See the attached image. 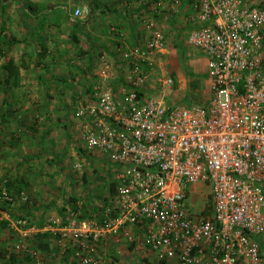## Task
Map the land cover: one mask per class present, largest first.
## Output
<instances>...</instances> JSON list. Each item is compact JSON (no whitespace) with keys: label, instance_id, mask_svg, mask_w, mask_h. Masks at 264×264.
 <instances>
[{"label":"built area","instance_id":"built-area-1","mask_svg":"<svg viewBox=\"0 0 264 264\" xmlns=\"http://www.w3.org/2000/svg\"><path fill=\"white\" fill-rule=\"evenodd\" d=\"M167 1L182 0L155 6ZM194 9L184 44L205 56L208 102L168 101L175 81L156 62L166 51L156 27L120 58L102 53L100 78L74 117L84 148L107 162L115 194L97 217H84L79 203L38 228L9 216L14 199L0 189V221L14 235L8 256L38 258L29 239L51 231L78 264H104L102 241L137 227L131 240L160 260L264 264V0H196ZM203 185L209 210L188 202Z\"/></svg>","mask_w":264,"mask_h":264},{"label":"crops","instance_id":"crops-1","mask_svg":"<svg viewBox=\"0 0 264 264\" xmlns=\"http://www.w3.org/2000/svg\"><path fill=\"white\" fill-rule=\"evenodd\" d=\"M2 1L3 3H5L6 0H0V25H4V20L6 18V6L4 8L1 7ZM75 1L78 2L76 6L81 5L83 8H87V13L85 15L76 17L78 21H76L75 18L66 19L64 16L68 11L67 4H63L62 2L58 3V1L56 0H47V3L40 1L35 3V1H33L31 7L33 8L34 12L45 11L47 13L51 11H59L61 12V14H64V16L60 19L52 18L51 20H42L39 19L40 17L37 18L34 15L37 19L27 20L26 18L30 17V15H27L26 8H23L24 10L21 12V16L19 15V17L23 18L24 21L22 25L28 26L29 24L27 23V21L30 20L32 28V30L25 29L21 31L20 37L19 39L17 38L16 42L18 55L21 51V53L26 54L28 60L32 61L28 64V68L24 69L23 72L21 70V73L24 75L23 77L27 75H38V73L36 72L40 70L39 67H41V65H43L44 63L47 66L46 69L49 70L52 68L53 62L57 63L56 65H54V68L56 67L57 74L60 73L59 66L57 65L59 64L60 66H62L65 63V70H71L74 75L78 74L82 76L92 77L97 74L98 77L100 75L97 73V71L103 69L99 60V56L102 53L110 55L111 58H120L123 49L129 48L141 43L142 41H145V39L149 37L152 27L160 29L166 37H170L171 34L173 35H171L170 38L175 37V32L177 33V36L185 39L187 34L193 27L191 16L195 12L194 3L196 0H182L178 5L172 6V8L170 5V1H167L166 3L168 4L165 3L163 7L159 8L155 6L156 0H146L145 2H140L138 0ZM255 1L260 2L263 0ZM19 17L17 16V18ZM43 35L49 38H53L54 41L45 40V36ZM28 36H32V39H28ZM73 37L76 38V41L79 40V47L75 49L74 45H76L77 42ZM43 42H45L48 50L46 52V55L41 58L39 53L42 51L41 43ZM27 46L28 48H26ZM31 46L32 50H26L31 49ZM71 51L72 53H70ZM63 53L66 54L65 57H63ZM18 57L15 56L16 59H18ZM39 58L41 59V62L37 64L39 65L36 66L37 68H34L33 62L36 63ZM197 60L203 62L200 66L199 72L207 76V62L205 56L200 58H192L189 60V64L192 66V63ZM43 71L44 73H50V70L47 72L45 69H43ZM195 72L198 71H196V69L194 68L191 76L196 74ZM65 74L66 73H63L62 75ZM186 74V71H184V69L182 68L176 70V77L180 88H185L187 86L188 78ZM24 81L25 78H22L21 85L24 83ZM205 84L206 89L204 91L207 92L209 90L208 77L205 80ZM82 89H84L85 91L73 90L69 92L67 91V89L63 90L61 93H64V98L61 97L57 100V103L62 105H58V107L63 106L64 108H68L70 106H77L79 102H76L75 104L73 102L75 97H78L80 101L87 100L91 87L86 88L84 86ZM67 93H70V97L68 98L66 96ZM82 95L85 96L82 97ZM35 105L37 108L40 106L49 107L51 105V102H41L40 100ZM30 118L32 117H26L25 121L24 119H22L24 123H22L21 121H17L15 123V127L18 132L16 133L17 144L16 147H14L15 149H13L14 151L10 152L9 154H4V152H7L6 150L1 149L2 151H0V184L5 186L6 180H8L9 178L11 179V181H16L17 187L21 189L16 198L18 201V207L16 210H14V206L11 207L8 213L9 216L12 217L13 215L17 214H27L29 218L33 220V223H31L30 225L38 228H44L46 225L57 221L60 216H62V210H60L59 207L63 202L65 203L66 201V204H64V206L69 207V205L71 206L73 196L79 197L80 195L78 201L82 203L83 201L87 202L90 199H84L87 197V186L84 188V193L77 192L73 189L71 185L73 177L71 174L70 177L65 176L64 179H62L61 177L52 179L53 173L52 171L45 172L47 167L44 169V162L34 161L36 159H41L42 157H44L43 155L46 154V150H43L41 149V147H39L41 146L39 144L42 140V136L39 135L38 129L41 128V126L45 125L47 121L40 117L39 119L35 120V123H33ZM64 121L65 122L61 123L57 121L54 123V125L50 126L56 127V129H58L57 127L64 125L65 129H69L71 122H69L70 120L67 116H65ZM35 130L37 131L35 132ZM36 135H38L39 137H37ZM46 138L48 139V141H44V144L41 143L43 147H45L48 143L53 145V143L58 142V138L55 137V134L53 133L49 134ZM49 153L50 157H52V152L49 151ZM35 162L37 163V166H35ZM93 179L94 178L91 177L90 181H92ZM80 182L87 185V182H85L83 177ZM89 183L90 182H88V185L90 186V188H92L94 196L96 197L99 192L102 197H104L109 192L106 184L105 188L102 189V187H97L98 185L100 186V184L98 183L96 187L90 185ZM39 184L41 185L40 189L38 188ZM58 186H60L59 189ZM102 186L104 187L103 184ZM38 191L41 192L38 193ZM25 199L33 200L26 203ZM101 200L102 199L94 198L93 203L95 205L99 204ZM209 201L210 200H208L207 202ZM0 223L3 224L2 229H8V231L11 230L6 222L1 221ZM127 232L128 233L123 232L115 236H110L106 240L102 241V248L109 258L106 259L104 264H182L176 259L160 260L154 251L132 240L128 245L127 241H129L131 237H133L132 234L138 233V228L129 227V230H127ZM53 240L56 242L54 244V246L56 247L55 250H48V247H50V245V248H53V243L49 239L46 248L41 249L43 251V254L47 253V256L49 257L47 260L48 262H44L46 264H62L64 259L51 260L50 255H48L49 251L52 254H55V252L60 253L61 247L59 246V243L55 236L52 241ZM8 241V237L6 238L5 236H2L0 239V246L4 248V250L8 246ZM34 243L35 245L38 244L37 242ZM130 256L132 259H130ZM27 260L28 259L26 258L18 256L17 264H30V261ZM31 260L33 264H44V262L41 261L39 257ZM1 263L2 257L0 250V264ZM72 264L78 263L74 260Z\"/></svg>","mask_w":264,"mask_h":264},{"label":"rangeland","instance_id":"rangeland-1","mask_svg":"<svg viewBox=\"0 0 264 264\" xmlns=\"http://www.w3.org/2000/svg\"><path fill=\"white\" fill-rule=\"evenodd\" d=\"M33 1H35V3L38 1L47 3V0H6L5 2L6 3V11H5L6 18L4 20L5 21L4 25H0V37L1 35L2 36L7 35L8 38H12V39L18 38L19 39L21 31L25 29L32 30L30 20L27 21V23L29 24L28 26H23L22 25L24 22L23 18L19 17V15L21 16V12L24 10L23 9L24 7L26 8V10H27V7L30 8L32 12L31 16L26 18L27 20L28 19L35 20L39 17H40L39 19H42V20L43 19L51 20L52 18L60 19L61 17L64 16V14L63 13L61 14V12L59 11L58 12L51 11L47 13L45 11H41V12L35 11L34 12L33 8L31 7ZM56 1H58V3L62 2L63 4L65 3L67 4L68 11L67 13H65V16H64L66 19L76 18V16L73 15V12L77 7L84 9L81 5L76 6L78 2L75 0H72V1L71 0L70 1L69 0H66V1L56 0ZM86 13H87V8L84 10L82 15H85ZM17 16L19 18H17ZM176 34L177 33L174 32L175 37L173 38H170L171 35L173 34H171L170 37L165 36L166 38L165 56L160 61L156 60V62L160 65V69H162L166 74H171L172 77H174V81H175L174 85L172 86L171 89L167 91L168 101H171L174 104L175 103L205 104L208 102L209 92L204 91L206 89L205 80L207 79V76L199 72L200 66L202 65L203 62L200 60H197L192 63L193 64L192 66L189 64L190 59L203 57L204 54L197 47H194V46L187 47L184 44V38H180ZM27 38L32 39V36H28ZM45 40L54 41L53 38H49L47 36H45ZM78 41L79 40L76 41L77 44L74 45V49L79 47ZM26 48H28V46ZM4 49H6V55L4 57L10 56V55H13L14 57L20 56L18 57V60H20L21 57L24 55V53H21V51L19 52V55H18L16 44H14L10 49H7V45L4 44ZM26 50H32V46H31V49H26ZM47 50H48V47H47ZM70 53H72V51ZM65 56L66 54L63 53V57ZM4 57L3 58L1 57L0 63L1 61L4 60ZM22 59L27 61L28 63L32 62L28 60V58L26 57V54L24 58ZM33 63H34V68H37L36 66H39L35 62ZM52 64H53L52 68L49 69L50 73H44L43 69H45L47 72L49 71L48 69H46L47 66L45 65V63L41 65V67H39L40 70L36 72L38 73V75H27L23 77L24 75L21 73L22 78H25L26 82L24 81V83L22 84L23 86L21 85L17 88H14L12 89V91H7V92L3 91V89L1 88V84H0V96H1L0 97V107L5 113L7 112L6 118H5L6 121H1V118H0V151H2L1 149L6 150L7 152L3 151L4 154H9L10 152L14 151L13 149H15L14 147H16V144H17L16 140L14 139V137L16 136V133L18 132V130L15 127V123L17 121L19 122L21 121L22 123H24L22 119H24L25 121L26 117L31 116L32 117L30 118L31 121L35 123V120L41 117L45 121H47V123L45 122L46 124L41 126V128L38 129L39 135L42 136L41 138L42 140L39 144L41 146L39 147H41V149L43 150H46V154L43 155L44 157H42L41 159H36L34 161L44 162V169L47 167L46 171L45 170L44 171L45 172L52 171L53 173V176L51 175L53 177L52 179L56 177H61L62 179H64L65 176L70 177V174H71L73 177L71 185L73 189L77 192L84 193V188L86 186L90 188V186L88 185V182H90L89 184L93 185L94 187H96L98 183L100 184V186L98 185L97 187H102L103 189L105 188V184L107 183V177H108L104 169V166L106 164L100 160L99 156L96 153L92 154L95 157L94 162L92 161V159L88 160V158H85V156H82L84 155L83 152L85 151L83 150L84 144L80 137L81 126L79 124V120H76L74 117L75 107L74 106H70L68 108H64L63 106L58 107V105H62V104L57 103L58 99H60L61 97L64 98L63 97L64 93H61L63 90L67 89V91L69 92L73 90L83 91L85 89V88L82 89L84 86L86 88L91 87L95 82L98 81L100 76L97 77V74L92 77L82 76L78 74L74 75L71 70H68V71L65 70L66 69L65 63L62 66H60L59 64L57 65L59 66V70H60V73L57 74L56 67L54 68V65H56L57 63L53 62ZM180 68L184 69V71L190 70L191 72H193V69L195 68L196 71H198V72H195L196 74L193 75L194 77L191 76L192 73L191 74L189 73V75L186 74L188 81H187V86L185 88H180L178 85V80L176 77V70ZM23 71L24 69H22V72ZM98 71L97 73H99ZM63 73H66V74L62 75ZM66 96L67 98L70 97V93H67ZM83 96L85 95H82V97ZM40 100L41 102L43 101H47L49 103L51 102V105L49 107L40 106L37 108L35 104H37V102ZM73 102L74 104L76 102H80V99H78V97H75ZM9 109H13V113L10 112L8 114ZM65 116H67L68 119L70 120L69 122H71L69 129H65L64 125L59 126L60 128L57 127L58 129H56V127L50 126V125H54V123L57 121L59 123L65 122L64 121ZM48 127H50L49 134L51 133L55 134V137L58 138V142H56L57 144L53 143V145L48 143L45 147H43L42 144H44V141H48L46 137L49 134L45 133ZM54 130H55V133H54ZM36 131L37 130H35V132ZM36 136L39 137L38 135ZM49 151L52 152L51 154L52 157H50ZM77 164L81 165L80 169H78ZM35 166H37V163ZM85 175L86 177L88 176L89 178V180L87 181V185H85V183L82 184L80 182V180H82V177H84ZM101 175H102V178H100ZM91 177L94 178V180H92L93 182L90 181ZM0 179H1V176H0ZM102 184L104 185V187L102 186ZM38 186H39L38 188L40 189L41 185L39 184ZM0 187L4 190L5 186L0 184ZM59 188L60 186H58V189ZM39 192L41 191H38V193ZM210 192H211L210 186L208 185L199 186L198 192L196 194H192L189 197L188 199L189 204L192 205L194 209H200L201 207H204L208 203L207 201L210 200V196H211ZM73 197H76V196H73ZM31 200L33 199H25V202L28 203ZM13 204L11 207L14 206V210H16L18 207L17 199L13 201ZM64 204H66V201L65 203L63 202L62 204H60L59 208L60 210H62V213H61L62 216L59 215L60 218L57 220V222L61 221L64 218L63 215H65L66 212L69 211L70 205L69 207H65ZM46 221H47V218H46ZM2 225L3 224L0 223V239L2 236H5L6 238L8 237L9 239L8 246H10L12 245L14 235L11 230L8 231V229H2L3 228ZM53 238H54L53 235L49 237V240L53 243L52 244L53 248L51 249L50 248L51 245H50V247H48V250L56 249V247L54 246L56 242L54 240H53L54 242L52 241ZM32 242L34 243V241ZM32 242H30L31 245L35 247L36 249L40 250L39 251L40 253L38 256L40 260L43 262L46 261L47 263L48 262L47 260L49 258L47 256V253L43 254V251L37 247L38 244H36L37 245L36 246L35 243L33 244ZM127 242L129 245V243L131 242V239ZM59 246L61 247L60 244ZM1 248L2 247L0 246V250ZM48 255H50L51 260H56V259L63 260L64 259L62 264H70V263L72 264V262L74 261L71 256L63 253L62 247L60 249V253L55 252V254H52L49 251ZM18 256H21V255H18ZM21 257L28 259L27 261H30L29 262L30 264H33V262H31L32 261L31 259H35V258L27 257V256H21ZM121 258H124V257H121ZM130 259H132L131 256H130ZM46 263L44 262V264Z\"/></svg>","mask_w":264,"mask_h":264},{"label":"trees","instance_id":"trees-1","mask_svg":"<svg viewBox=\"0 0 264 264\" xmlns=\"http://www.w3.org/2000/svg\"><path fill=\"white\" fill-rule=\"evenodd\" d=\"M5 4L6 3H3V1H2L1 7L4 8L6 6ZM26 13H27V15L31 16V14H32L31 9L28 8L26 10ZM75 20L78 21V19H76V18H75ZM74 39L76 40V38H74ZM16 42H17V39L8 38L7 35H3V36L1 35V37H0V59H1V57L3 58L6 55V49H4V44L7 45V49H10L14 44H16ZM41 50L42 51L39 53V55L41 58H43L47 52V46L45 45V42L41 43ZM24 56H25V54L21 57L20 60H18L13 55H10V56L4 57V60L1 61V63H0V76H1L0 77V84L2 85L1 88L3 89V91H5V92L12 91V89L17 88L21 85V80H22L21 70L28 68V64H29L27 61L22 59V58H24ZM40 62H41V59L39 58V60L36 63L39 64ZM186 73L189 75V73L191 74L192 72L190 70L189 71L187 70ZM10 112L13 113V109H9L8 114ZM6 114H7V112L5 113L0 107L1 121H6V119H5ZM15 119H16V117H15ZM45 133L46 134L50 133V127L47 128ZM16 138L17 137L15 136L14 139L17 142ZM83 150L85 152H83L84 155H82V156H85V158H88V160L92 159V161L94 162L95 157L92 155L94 152L88 151L86 148H84ZM100 160L106 164L104 166V169H105L106 175L108 176L106 186H107V189L109 192L104 197H102L100 192H99L97 197H96V196H94L92 188L86 187L87 197L85 199H90V200H88L87 202L83 201V203H82V202L78 201L77 197H73V200H72V203H71L69 210L70 209L76 210L79 206V203H81L82 213H83L84 217L86 216V217L94 218V217H97V215L102 214L105 206L109 204L110 197H112L115 194V185H114V181L112 179V173L107 166V162L103 159H100ZM100 178H102V175L100 176ZM83 179L86 182L89 180L88 176L86 177V175L83 177ZM13 180H15V179H13ZM0 189L3 190L1 187H0ZM4 191H6L15 200L17 198V194L20 193L21 189L17 187L16 181H11V179L8 178V180H6ZM94 198L102 199V200L99 204L95 205L93 203ZM6 203L11 204V202H8V201H6ZM5 207L7 208V206H5ZM206 208L208 210L211 208V196H210V201L207 203ZM8 211H10V209H8ZM69 212L70 211L66 212V214L63 215V217H66V215H68ZM17 215L27 218L29 220L30 224L33 223L32 219H30L27 214H17ZM2 221L6 222L8 224L7 220H2ZM52 235L56 236L51 231L38 232V233H35L29 239V242H32V241L37 242L38 248L44 249L48 245L49 237ZM30 245H31V243H30ZM65 254L72 256L70 251L66 252ZM17 256H18V254L13 250L11 251V255L8 256V249L6 248L4 250V248H2L1 249V257H2V263L1 264H17V262H18Z\"/></svg>","mask_w":264,"mask_h":264}]
</instances>
